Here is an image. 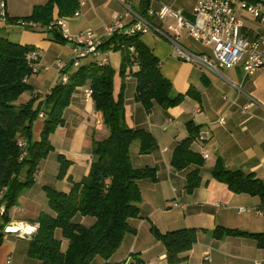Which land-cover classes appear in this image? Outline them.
I'll use <instances>...</instances> for the list:
<instances>
[{
    "label": "crops",
    "instance_id": "obj_1",
    "mask_svg": "<svg viewBox=\"0 0 264 264\" xmlns=\"http://www.w3.org/2000/svg\"><path fill=\"white\" fill-rule=\"evenodd\" d=\"M156 1L161 6L167 4L162 0ZM1 2L4 3L6 18L0 19V28L4 29L9 41L32 47L30 57L33 52L36 53V58L33 59L34 71L26 79L32 86L33 93L29 92L26 101L32 94H38V103L45 99L59 81V63L71 59L74 44L71 41H54L50 32L38 23L23 25L7 20V16L27 17L32 14L36 5L45 4L47 0H0ZM196 2L194 0V6ZM194 6L189 10L183 9L184 14L191 16ZM125 13V5L120 0H85L81 4L79 15L68 19L70 32L74 36L92 30L107 39L108 26ZM57 14L58 10L55 8V18H58ZM241 17L251 34L264 36V28L255 30L246 21L250 16L241 14ZM185 33L181 35V41L186 46L192 50L200 48V53L206 52L207 47ZM147 34L149 37L144 39L141 36V39L160 59L161 72L172 82L174 92L187 94L189 90H194L196 93L194 96L186 95L181 104L170 108H163L155 103L150 111L142 112L136 104L135 109L140 112L141 117L143 114V118L137 119L134 112L130 121L126 113L129 125L152 132L157 140L158 147L152 153L141 154L137 147L132 154V162L135 167L156 166L158 180L139 181L143 195L140 215L129 220L136 228V233L125 236L110 261L129 262L131 255L138 253L146 264H171L165 244L157 240L150 230L155 225L162 232L177 228H198L196 243L191 250L182 253L184 260L176 264H264V248L255 239L226 236L218 240L212 235V231L218 226L264 233V200L259 195L235 193L226 183L211 176L217 159L221 157L229 169L253 174L264 182V67L250 75H246L240 66H219L213 72L199 64L180 60L169 40L154 32ZM120 52L102 46V54L86 61L103 59L107 54L105 63L116 70V94L121 83L124 81L126 84V80L132 76L127 73L123 79L119 74L122 63ZM132 78L135 79L134 76ZM87 89L89 85L76 88L70 105L64 109L65 124L50 135L54 148L51 152L58 151V155L63 154L72 162L66 178L62 179L65 181L64 191H69L72 184L67 177L71 176L78 181L88 174L93 141L109 134L108 128L94 109L92 98H86ZM197 93L199 98L195 97ZM126 98L129 99L128 96ZM189 122L200 128V135L191 145L193 150L200 152L203 157L208 154V157H204L205 164L200 166L201 185L190 195L186 191V178L196 166L177 170L171 162L176 146L190 135ZM43 126L44 119L37 118L33 126V139L41 138ZM21 206L13 213L10 212L9 232H2L0 264H46L29 256V242L38 226L34 221L37 215H31L27 205ZM18 211H21L22 217L13 215ZM76 219L84 224L88 221V217L78 216ZM89 221V224L93 223V220ZM11 226L16 230H11ZM67 245L68 240L62 239L63 248ZM104 263L105 260L98 256L92 264Z\"/></svg>",
    "mask_w": 264,
    "mask_h": 264
},
{
    "label": "trees",
    "instance_id": "obj_2",
    "mask_svg": "<svg viewBox=\"0 0 264 264\" xmlns=\"http://www.w3.org/2000/svg\"><path fill=\"white\" fill-rule=\"evenodd\" d=\"M146 3L149 5L151 1ZM55 8L58 18L54 15ZM80 9V0H47L45 4L36 5L29 16H7V20L23 25L38 23L50 32L54 41L64 43L68 40L60 30L56 27L49 29L48 26L52 21L74 16ZM105 40L103 47L121 51L119 74L124 79L130 70L136 80L135 99L147 111L155 103L163 108L175 107L185 100L186 95L194 96L196 93L194 90L187 94L174 92L172 82L161 72L160 59L143 42L140 34H115ZM32 49L9 41L4 29L0 28V239L10 224L12 207L19 202L22 191L33 185L38 165L54 149L50 135L65 124L64 109L70 105L73 93L78 86L89 85L94 109L109 134L93 141L88 174L78 181L67 177L72 183L69 191L44 186L49 209L43 210L34 220L38 226L30 239L28 253L46 264H92L98 256L105 260L104 264H146L138 253L132 254L129 262H111L110 258L128 233H136L129 220L140 215L143 195L139 181L158 180L156 166L133 165L131 146L138 141L141 154L152 153L158 147L155 136L144 128L128 124L125 82L121 83L116 94V70L108 63L91 61L74 67L68 60L59 81L44 100L37 103L38 94H32L18 105L16 102L24 93H33L32 86L26 81L34 71L33 59L29 56ZM195 97L199 98V94ZM40 112L44 113V126L41 138L35 140L33 126ZM188 127L190 135L176 146L171 162L177 170L196 166L186 178V191L190 195L201 185L200 166L206 160L191 146L200 135V128L192 122ZM58 160V178H66L72 162L63 154H59ZM211 176L226 183L235 193L259 195L264 200V182L253 174L229 169L221 157L217 159ZM78 216L95 220L87 226L77 221ZM150 230L157 240L165 244L171 264L184 260L182 253L191 250L197 241L198 228L162 232L152 225ZM58 231L61 236L57 235ZM212 235L218 240L226 236L253 238L264 248V233L218 226ZM62 239L68 240L66 248L62 246Z\"/></svg>",
    "mask_w": 264,
    "mask_h": 264
},
{
    "label": "built area",
    "instance_id": "obj_3",
    "mask_svg": "<svg viewBox=\"0 0 264 264\" xmlns=\"http://www.w3.org/2000/svg\"><path fill=\"white\" fill-rule=\"evenodd\" d=\"M126 8V13L118 17L107 28V36L115 34L137 35L147 34L150 31L169 40L174 47L177 57L185 62L199 64L206 69L216 72L219 66L232 68L242 67L246 75L254 74L264 67V36H254L245 26L241 14H247L258 22H264V1L256 2L250 0H197L192 15L186 16L183 9H173L163 4L159 10H148L141 12L136 8L135 2H146L149 0H120ZM153 1V0H150ZM81 4L85 0L80 1ZM0 19L6 18L4 3H0ZM79 15L77 11L74 16ZM154 19L165 20L168 17L177 19V25H169L168 31L155 23ZM68 17L52 21L48 26L58 28L62 35L73 42V52L70 59L71 64L80 66L89 59L97 58L101 53V47L105 37L96 34L92 30H86L73 36L70 32ZM207 47L211 53L198 52L190 49L181 41L183 32ZM33 52L31 58H36ZM99 64L107 61V54L103 59L96 60ZM68 61H60L59 72L67 65ZM66 80L67 76L64 75ZM92 90H86V98L91 99ZM43 118L44 113L40 112ZM223 121V118L221 119ZM208 157V154H204ZM244 208H242L243 210ZM3 208H1V211ZM4 232H9L5 227ZM210 260V257H207Z\"/></svg>",
    "mask_w": 264,
    "mask_h": 264
},
{
    "label": "rangeland",
    "instance_id": "obj_4",
    "mask_svg": "<svg viewBox=\"0 0 264 264\" xmlns=\"http://www.w3.org/2000/svg\"><path fill=\"white\" fill-rule=\"evenodd\" d=\"M161 2L163 3H167L172 5L171 7L173 9H178V8H182V9H192V7L194 6V0H162ZM136 8H139L141 12H146L148 10H159V7L161 6V3L153 0L149 5H147L146 2L140 3V2H135L134 3ZM150 19L155 20V23L160 25V27L164 30L168 31V27L169 25H173L176 26L177 25V19L174 17H168L165 20H159L158 18H153L152 16H149ZM246 21L249 22V25L254 28L255 30H258L260 28H264V23H260L257 21L252 20V17H248L246 19ZM186 32V31H185ZM185 32H183L182 34H186ZM149 33H152V31H150ZM144 39H146L147 37H149V34H143L142 35ZM200 49V48H199ZM196 50L195 51H200V50ZM206 52L211 53V51L209 49H206ZM130 73V70L128 69V71L126 72V74ZM135 80H133L132 76L126 80V84H125V105L127 107V118L128 120L132 121L133 118V114L135 112V117L140 118V112H138L135 109L136 104L139 105V107L146 112L147 110L145 109V107L138 102L135 99ZM30 95L29 92L24 93L18 100H17V104L20 105L22 103H24L26 101V97H28ZM128 96V100L127 97ZM127 101V102H126ZM146 114H144L145 116ZM143 118V114L142 117ZM132 124V122H131ZM137 147H139V142L135 141L132 146H131V154L134 153V151L137 149ZM58 151L56 152H51L45 159H43L40 164L38 165V170L37 173L35 175V181L33 183V185L31 187L25 188L20 197H19V201L16 205H14L11 209V213H13V211L16 208H21V205H27L26 207H28V210L30 213H32L31 215H35L36 213V217H38L40 215V213L44 210L47 211L49 209L48 207V199H47V193H45L46 191L44 190V184H47V186L58 189V190H62L64 187V182L62 181V179L58 178V173H59V160H58ZM79 168V167H78ZM79 175V174H77ZM38 213V214H37ZM16 217H22L23 214L21 213V211H18L16 214H13ZM89 220H95V218L93 217H88V221L86 222L85 225L89 226L91 224ZM13 228V226H11ZM14 230V229H13ZM58 236H61L60 231H58Z\"/></svg>",
    "mask_w": 264,
    "mask_h": 264
},
{
    "label": "bare ground",
    "instance_id": "obj_5",
    "mask_svg": "<svg viewBox=\"0 0 264 264\" xmlns=\"http://www.w3.org/2000/svg\"><path fill=\"white\" fill-rule=\"evenodd\" d=\"M16 226H17V225H16ZM13 229L16 230V228H15L14 226H13V228L11 227V230H13Z\"/></svg>",
    "mask_w": 264,
    "mask_h": 264
}]
</instances>
